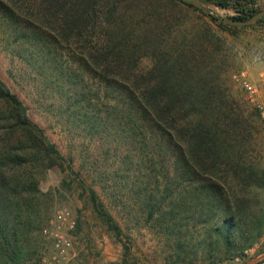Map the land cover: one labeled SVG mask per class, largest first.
I'll return each mask as SVG.
<instances>
[{"label": "trees", "instance_id": "16d2710c", "mask_svg": "<svg viewBox=\"0 0 264 264\" xmlns=\"http://www.w3.org/2000/svg\"><path fill=\"white\" fill-rule=\"evenodd\" d=\"M201 1L240 10L233 16L238 20L258 11L247 0ZM0 10L20 32L13 40L17 53L28 51L33 66L51 60L62 87L67 86L68 106L75 105L88 126L109 128L89 106L124 119L125 142L140 157L146 182L162 186L156 201L152 192L145 196V221H155L165 238L180 242L182 231L175 228L191 202L194 221L205 226L198 243L207 246L201 251L204 264H216L220 250L225 257H241L259 240L264 169L245 157L249 123L230 93L219 37L209 21L237 26L182 0H0ZM193 13L200 21L196 26L187 22ZM260 22L264 17L255 23ZM61 49L89 67L104 89L116 92L111 100L84 98L82 74L63 66L56 53ZM144 57L151 65L142 71ZM54 167L79 176L72 158L60 152L0 77V264H39L37 242L44 221L39 182ZM79 182L94 211L118 236L120 225L103 209L95 189L81 177ZM235 236L241 240L238 246ZM174 248L178 263L184 250L179 243Z\"/></svg>", "mask_w": 264, "mask_h": 264}, {"label": "rangeland", "instance_id": "374dc122", "mask_svg": "<svg viewBox=\"0 0 264 264\" xmlns=\"http://www.w3.org/2000/svg\"><path fill=\"white\" fill-rule=\"evenodd\" d=\"M199 1L206 11L218 19L231 18L241 12L234 7H219ZM247 1L250 7L258 11L264 10V0ZM189 16V25L196 26L200 23L195 13ZM11 21L0 10V77L28 106L30 118L44 129L60 152L72 158V165L79 172V176H75L68 170L54 167L48 169L39 182V189L43 194L39 205L44 221L39 234L37 233L40 237L37 242L38 263L41 264L43 257L54 255L52 243L41 233V229L49 223L58 209L65 208L74 217L76 225L70 232L71 249L55 264H204L201 251L207 246L206 243L202 246L198 243L203 238L205 226L194 221L196 214L191 202L188 210L183 212V223L175 228L182 231L183 240L180 242L165 238L164 228L158 227L155 221H145V196L152 192L153 201H156L159 197L157 190L162 186L156 187L154 181L151 184L146 182L145 167L140 162V157L133 151L132 145L127 147L125 142L128 138L122 124L124 119L115 118L113 113L106 110L98 113L89 106L93 113L100 115L99 119L108 123L109 128L106 129L110 131L104 128L98 131L88 126L84 115L73 110L76 106H68L67 86L62 87V80L51 69V60H46L41 67L33 66L27 60L28 51L17 53L20 48L13 40L20 32L15 30L14 25L9 24ZM209 26L219 37L220 53L225 61L223 69L228 78L230 93L244 109L249 123L250 136L243 146L245 157L258 168L264 169V141L259 115L253 105L245 100L243 90L232 79L233 73L241 69L247 71L251 80L250 73L254 77L252 61L257 57L258 51L264 48V22L219 27L209 21ZM56 53L61 55L65 68L71 67L72 70L76 67L81 72L83 79L80 83L85 85L82 89L85 90V99L96 101L101 95L103 102L111 100L116 92L104 89L95 75L88 70L89 67H84L70 58L68 49H61ZM150 65V59L144 57L139 62V69L144 71ZM259 79L257 82L252 81L260 92ZM79 177L84 180L85 185L95 189L103 209L120 225L121 233L118 236L94 211ZM191 179L189 177V183ZM260 197L264 198V188L260 190ZM34 235L36 236V231L33 232ZM261 237L251 245L254 251L246 257L232 256L231 253L225 257L220 250L215 255L216 264H254L264 259V239ZM207 241L209 243L211 238ZM175 243H179L184 250L181 253L184 259L178 260V263L173 261ZM240 243L237 236L233 237L234 245L238 246ZM247 248L249 247L245 249ZM237 257L239 260H236Z\"/></svg>", "mask_w": 264, "mask_h": 264}, {"label": "built area", "instance_id": "2783aa9c", "mask_svg": "<svg viewBox=\"0 0 264 264\" xmlns=\"http://www.w3.org/2000/svg\"><path fill=\"white\" fill-rule=\"evenodd\" d=\"M233 81L243 90L245 100L252 104L257 110L261 125V133L264 141V99L260 98L257 85L253 83L246 70L241 69L233 73ZM264 81L262 75L261 82ZM76 221L71 213L65 209H58L49 223L41 229V233L50 239L54 249L52 257H43L41 264H55L60 258H64L72 247L70 232L75 229ZM262 239H264V226L262 230ZM254 251L251 246L243 251L246 257ZM236 260H239L237 257Z\"/></svg>", "mask_w": 264, "mask_h": 264}, {"label": "water", "instance_id": "95a60500", "mask_svg": "<svg viewBox=\"0 0 264 264\" xmlns=\"http://www.w3.org/2000/svg\"><path fill=\"white\" fill-rule=\"evenodd\" d=\"M182 1L192 3L195 6L200 7L204 11H206V9L201 5L199 0H182ZM262 17H264V10H260L246 19L238 20V19L231 17V18H220L218 20L223 21L225 23L235 25V26H246V25L255 23L257 20L261 19Z\"/></svg>", "mask_w": 264, "mask_h": 264}, {"label": "crops", "instance_id": "0c3cea01", "mask_svg": "<svg viewBox=\"0 0 264 264\" xmlns=\"http://www.w3.org/2000/svg\"><path fill=\"white\" fill-rule=\"evenodd\" d=\"M256 56L257 57L255 59H253V61H252L253 62L252 73H254V77L252 76L251 73H250V75L252 77V80H254V82H257L259 77H260L259 81L261 82L262 75H264V48L259 50ZM259 84H260L259 85V88H260L259 95H260L261 99H264V81H263V83L261 82Z\"/></svg>", "mask_w": 264, "mask_h": 264}]
</instances>
